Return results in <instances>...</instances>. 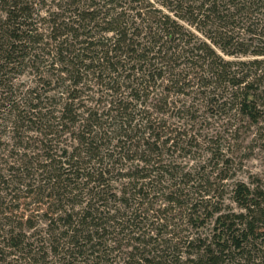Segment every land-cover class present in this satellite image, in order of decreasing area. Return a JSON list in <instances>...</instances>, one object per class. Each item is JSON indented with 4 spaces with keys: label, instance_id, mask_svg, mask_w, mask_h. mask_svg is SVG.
<instances>
[{
    "label": "trees",
    "instance_id": "1",
    "mask_svg": "<svg viewBox=\"0 0 264 264\" xmlns=\"http://www.w3.org/2000/svg\"><path fill=\"white\" fill-rule=\"evenodd\" d=\"M60 1V13L50 16L42 33L26 0H0V73L26 59L39 61L67 95L58 117L43 113L35 95L28 112L13 110V123L34 126L31 131L43 139L70 132L77 144L59 156L43 146L46 163L38 171L46 173L44 183L34 187L19 178L14 190L25 192L11 197L19 202L14 208L0 196V220L6 221L0 232L7 244L0 254L7 248L22 264H50L49 256L57 264H113L111 252L118 251L121 236L129 250L115 264H264V186L234 184L229 199L239 212H224L218 207L222 195L214 194L227 180V165L185 171L162 159L184 142L166 131L170 108L185 117L196 101L250 125L264 117V0ZM90 85L97 87V100L85 108L76 101L83 91L93 93ZM180 98L185 101L177 109ZM22 157L18 165L27 173L33 158ZM115 166L125 181L119 195L107 178ZM163 183L171 185L157 190ZM84 191L87 198L77 199ZM159 192L167 207H147L152 215L145 217L139 201ZM25 200L43 208L49 256L43 249L33 253L21 231ZM129 200L137 205L132 213ZM152 220L161 222L159 232L150 228ZM212 220L211 236L178 241L183 258L179 248L168 246L173 240L164 239L169 227L200 229ZM24 224L33 227L28 218ZM164 250L172 254L163 256Z\"/></svg>",
    "mask_w": 264,
    "mask_h": 264
},
{
    "label": "rangeland",
    "instance_id": "2",
    "mask_svg": "<svg viewBox=\"0 0 264 264\" xmlns=\"http://www.w3.org/2000/svg\"><path fill=\"white\" fill-rule=\"evenodd\" d=\"M26 2L27 6L31 8L34 19L33 23L37 28H40L38 32L45 33L43 30L47 29L46 22L53 19L50 18L53 13H60L57 6H60L62 2L60 0H26ZM0 16H2L1 13ZM40 66L42 65H39V61L34 62L32 59H30V61L26 59L19 66L10 67L12 70H9L10 68L4 69L0 73V177L2 180L6 181L4 186L0 185V189H3V192L1 190L2 193H0V196L1 198H5L6 204L11 208H14L16 204L19 203H14L13 200H10L17 192L14 189L17 187V180L19 178H25L23 179V184H30L34 187L44 183L42 180H44V177L46 178V173L41 174V171H38L39 165L46 163L42 157L44 152H46L45 150H41L43 146H50L49 154L59 156L62 150L70 152L77 145L74 139L75 137L71 135L70 132L56 133L55 136L52 135L43 139L42 136L40 137L38 135L39 133L31 131L32 129L35 130L34 126L22 124L20 127V123H13L14 120L11 116L13 115V110L16 109L21 112H28L27 102H31L30 97L33 98L35 95L40 98L39 102L41 103L39 104H41V108H44L42 112H49L57 117L61 105L66 102L67 95L61 93L56 78L52 79L50 77L52 73H45ZM64 86H66V84ZM90 88L93 93L86 91L81 92L76 101L77 104L79 103L85 106V108L95 106L93 104V99L97 100V96H94L97 87L90 85ZM179 100L180 101L176 100L178 102V104H176L177 109L179 105L182 104L180 102L185 101V99L182 98ZM185 105H189L188 100H186ZM194 105L192 110L194 113L192 114L190 112L188 116L175 115L176 112H172V108L169 109L167 116H164L166 131H175L178 135H181L179 138L184 142L181 144L180 141H177V147L167 149L169 152L166 153L162 159L174 166L184 168L185 171L190 169L200 170L201 167H204L205 171L209 172L210 169H214L213 166L216 162L227 165L226 172L222 174L227 180L219 183V185L216 183V186L218 185L219 187L214 194L217 197L219 194L222 195V199L218 203V198H213L212 204L215 202L220 204L218 207L224 212L238 213L239 208L229 199L233 185L239 183L246 186L256 184L264 186V117L260 119L257 124L250 125L245 119L232 117L230 114L225 113L222 115L217 113L219 112L218 110L211 113L209 109L202 108L196 101ZM46 118L48 119L49 117ZM59 129L60 127L57 130ZM71 132L75 133L76 130L72 129ZM176 133L172 132L167 137L173 138ZM49 140L51 141L49 142ZM169 145L170 144H168L167 147H169ZM24 154L27 156V161H29V158H33L29 161V163H32L27 173L18 165L20 158H23L22 156ZM218 155L219 157H217ZM55 156L53 159L57 160ZM207 166L209 167L207 168ZM221 166L222 165H219L218 167L220 168ZM118 167L119 166H115L114 169L112 167L110 169L112 172L107 176L108 182H110V189L116 192L117 195L123 190V183L125 184L124 180L118 179L117 175L122 173L117 170ZM16 170L19 171L17 172ZM26 175L27 177H25ZM83 182L84 180L79 182V190L82 188ZM169 183L161 184L157 187V190H165L166 187H170L171 184ZM4 188L7 189L5 190ZM18 189L16 195L22 198L25 190L23 187H19ZM86 198L87 196L84 191V194L77 199L84 200ZM131 201L132 200H129L127 207L129 208V206H131L130 211L132 213V209H135L137 205L133 204ZM24 202L27 211L24 214L25 218L22 221L21 231L25 234L26 241L31 245L33 253L43 249L44 253L48 254V252H50L47 233L48 227L43 208L39 210V207L29 200H25ZM139 203L140 211L144 213H146L145 210L147 207L153 210H163L164 206L167 207L164 203L162 192L157 194L150 193L146 201H139ZM109 205L111 207L110 203ZM170 207L172 206H169V208ZM115 208H120L122 211L129 210L128 208L124 209V207L120 205H115ZM20 214L21 212H18V215ZM150 215H152L151 211L148 212V215L146 213L145 217ZM27 218L33 226L32 229H26L28 225L24 223ZM12 221H14V219ZM152 221L154 222L155 220ZM173 222L175 223V221ZM213 223L214 220L207 222L205 226L200 229H196L195 227L189 229L185 225L178 227L179 223H175L178 228H167L166 231H170L171 233L165 235L164 239H172L173 241H170L168 246L171 247L172 250L175 246L179 248L180 258H183V249L180 248L182 243L179 245L180 242L178 241H181L186 236H199L200 238L211 236ZM5 224V220H0V229ZM160 224L161 222H154L150 228L155 232H159ZM13 225L18 226L16 224ZM7 229H9V227H5V230ZM112 237L113 235L110 236L112 240L110 239V242H108L111 248L113 247ZM117 238L120 241H118V245L116 244L118 251L111 252L112 255L109 259V263L112 262L113 264L124 258V253L129 250L127 248L129 242L121 240V236ZM4 245L7 244L3 234L0 232V248L5 247ZM261 247L264 249V243ZM165 248L166 247H164V249ZM9 252L10 251L5 248L2 254H0V264H22L16 257L11 256ZM165 254H172V252L171 250H164L162 255L164 256ZM47 261L50 262V264H57V260L50 256Z\"/></svg>",
    "mask_w": 264,
    "mask_h": 264
}]
</instances>
